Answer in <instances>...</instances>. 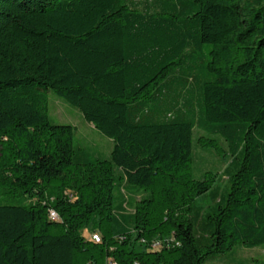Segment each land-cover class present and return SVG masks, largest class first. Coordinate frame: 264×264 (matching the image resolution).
I'll list each match as a JSON object with an SVG mask.
<instances>
[{
    "label": "trees",
    "instance_id": "trees-1",
    "mask_svg": "<svg viewBox=\"0 0 264 264\" xmlns=\"http://www.w3.org/2000/svg\"><path fill=\"white\" fill-rule=\"evenodd\" d=\"M49 92L109 157L82 158ZM195 142L228 158L221 184L197 174ZM260 246L264 0H0V264H205Z\"/></svg>",
    "mask_w": 264,
    "mask_h": 264
},
{
    "label": "rangeland",
    "instance_id": "rangeland-1",
    "mask_svg": "<svg viewBox=\"0 0 264 264\" xmlns=\"http://www.w3.org/2000/svg\"><path fill=\"white\" fill-rule=\"evenodd\" d=\"M48 114L50 120L55 124H69L75 128L74 146L80 149L83 159L107 158L113 148L111 139L100 133L93 125L87 122L78 109L64 102L61 98L48 93ZM199 132L194 131L195 137L199 136ZM228 163V158L216 154L214 151L206 152L199 145L194 146V166L197 174H201L206 170L213 172L216 184H221L225 178L223 169ZM27 199L26 201H28ZM12 203V201H10ZM15 203H18L17 201ZM196 205L208 206V196L198 197L195 200ZM87 238H91L93 234L99 233L91 231L89 227L82 231ZM154 244V245H153ZM151 244L149 250L160 251L167 246L166 240H157ZM264 263V247H256L246 249L242 247L236 248L233 253L219 259H212L205 264H261Z\"/></svg>",
    "mask_w": 264,
    "mask_h": 264
},
{
    "label": "built area",
    "instance_id": "built-area-1",
    "mask_svg": "<svg viewBox=\"0 0 264 264\" xmlns=\"http://www.w3.org/2000/svg\"><path fill=\"white\" fill-rule=\"evenodd\" d=\"M49 218L51 219V220H58L59 218H58V215L56 214V212H54L53 210H50V212H49ZM91 239L93 240V241H95V242H99L100 241V236H98L97 234H93L92 236H91Z\"/></svg>",
    "mask_w": 264,
    "mask_h": 264
}]
</instances>
